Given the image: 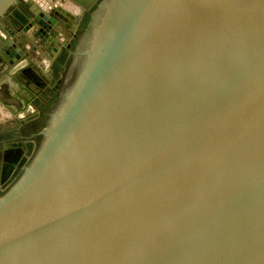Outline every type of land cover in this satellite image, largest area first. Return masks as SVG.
<instances>
[{"label": "water", "instance_id": "obj_1", "mask_svg": "<svg viewBox=\"0 0 264 264\" xmlns=\"http://www.w3.org/2000/svg\"><path fill=\"white\" fill-rule=\"evenodd\" d=\"M86 11L0 264H264V0H0L1 70L48 80Z\"/></svg>", "mask_w": 264, "mask_h": 264}, {"label": "flooded vegetation", "instance_id": "obj_2", "mask_svg": "<svg viewBox=\"0 0 264 264\" xmlns=\"http://www.w3.org/2000/svg\"><path fill=\"white\" fill-rule=\"evenodd\" d=\"M29 7L30 4L27 1H22L19 4L20 9H29ZM82 18L81 25L87 19L88 21L82 29H80L81 25L78 26L74 35L71 37V42H74V46L69 48V50H67L65 53L61 51L50 65V73H53L57 66L62 67V77L58 82V86H53L52 82L49 81L48 85H46L42 91L35 93L40 95L42 100H46V103L53 97V104L46 107V109L41 110L39 114L33 113L31 109H27L28 112L25 115H21L22 117L25 116L24 118L26 119L22 118L20 120L16 118V116L11 117V119L7 120L6 123L12 122V120H18L20 126L0 132V150H3V153L0 154V180L3 181V183H0V196L4 195L5 192L21 176V174L24 172V168L31 162L36 149L42 142L43 136L41 131L49 125L55 106L62 96L64 84L66 83V80L70 79L71 77L77 57L76 51L84 42L83 37L92 18L91 11H86V13H83ZM5 21L8 22L10 20L7 18ZM16 28L21 29V25H15V29ZM32 31L35 30L33 29ZM0 58H3L1 53ZM60 61H64V63L62 64ZM35 94H32L30 97L32 98V101L37 98ZM18 141H24L25 145L4 148V143Z\"/></svg>", "mask_w": 264, "mask_h": 264}, {"label": "crops", "instance_id": "obj_3", "mask_svg": "<svg viewBox=\"0 0 264 264\" xmlns=\"http://www.w3.org/2000/svg\"><path fill=\"white\" fill-rule=\"evenodd\" d=\"M69 48H71V44H69L67 47H63L62 52L65 53L67 50H69ZM34 56H36V54ZM34 58L37 59L36 57ZM43 64L44 63H41V65L38 64V68L43 69L46 66V64ZM19 69L20 68L13 70V66L5 67L3 70L0 68V95L3 96V101L6 103L7 110L9 108L7 104H10L12 109L21 111L20 115H25L28 112L27 109L33 110V108L29 107L26 103V99H28L31 100L33 106L37 107L38 112H40L42 109L40 106H38V102L42 99L40 98V95L35 93L42 91V89L45 88V85H48L49 81H51L52 84L56 86L57 82L62 77V67L57 66L53 73H46L45 78H48V80L45 81L43 75H41L43 72L40 71V73L37 68L33 69L36 74H40L35 76L36 78L34 80L28 77V75L24 72L20 73ZM32 94H35L37 97L34 101H32V98H30Z\"/></svg>", "mask_w": 264, "mask_h": 264}, {"label": "rangeland", "instance_id": "obj_4", "mask_svg": "<svg viewBox=\"0 0 264 264\" xmlns=\"http://www.w3.org/2000/svg\"><path fill=\"white\" fill-rule=\"evenodd\" d=\"M87 21H88V19L84 22V23H82V25H81V27H80V29H82L85 25H86V23H87ZM74 46V42L72 41L71 42V47H73ZM62 64L64 63V61H60ZM61 71V70H60ZM61 73H62V71H61ZM56 76H58V75H56ZM61 80V79H60ZM59 80V81H60ZM58 81V82H59ZM58 82H57V86H58ZM54 86V85H53ZM66 89H64V91H65ZM53 98V97H52ZM52 98L46 103V100L44 101V100H40L39 102H38V106H40L41 107V109L42 110H44V109H46V107H48V106H51L52 104H53V100H52Z\"/></svg>", "mask_w": 264, "mask_h": 264}]
</instances>
